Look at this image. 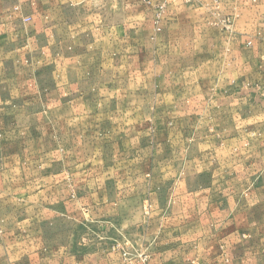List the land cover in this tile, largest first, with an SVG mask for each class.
Listing matches in <instances>:
<instances>
[{
  "label": "rangeland",
  "instance_id": "374dc122",
  "mask_svg": "<svg viewBox=\"0 0 264 264\" xmlns=\"http://www.w3.org/2000/svg\"><path fill=\"white\" fill-rule=\"evenodd\" d=\"M171 2L141 0L158 40L167 28L184 33V3L209 35L233 28L236 3L181 0L171 27ZM175 46L145 51L155 82L110 84L139 94L118 103L140 113L112 119L138 121L134 130L0 115V264H264V95L246 99L244 72L230 83L227 64L213 75L211 55ZM125 59L128 77L130 51Z\"/></svg>",
  "mask_w": 264,
  "mask_h": 264
},
{
  "label": "crops",
  "instance_id": "0c3cea01",
  "mask_svg": "<svg viewBox=\"0 0 264 264\" xmlns=\"http://www.w3.org/2000/svg\"><path fill=\"white\" fill-rule=\"evenodd\" d=\"M217 2L236 3L230 32L214 29L209 35L203 13L184 3V33L167 28L158 40L153 12L142 8L141 0H0V115L51 112L54 123L62 118L70 130L78 124L86 130H134L138 121L112 119L117 121L119 113H140V105L118 103L120 97L139 94L109 92L110 84L113 90L119 83L155 82L151 51L165 44L175 48L178 42L185 51H201L197 59L211 55L213 75L227 64L230 83L236 84L238 71L244 72L240 80L246 99L256 90L264 95V0ZM18 3L20 13L13 11ZM169 7L173 27L181 18V0H172ZM125 51L132 58L128 77L118 73L125 65ZM260 107L264 114V104ZM245 112L253 115L254 108L246 105ZM260 127L264 130V121Z\"/></svg>",
  "mask_w": 264,
  "mask_h": 264
},
{
  "label": "built area",
  "instance_id": "2783aa9c",
  "mask_svg": "<svg viewBox=\"0 0 264 264\" xmlns=\"http://www.w3.org/2000/svg\"><path fill=\"white\" fill-rule=\"evenodd\" d=\"M230 23V20L228 19V20H225V21H223V26L226 28V29H228L229 27H230V25H228V24Z\"/></svg>",
  "mask_w": 264,
  "mask_h": 264
}]
</instances>
